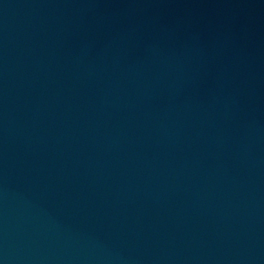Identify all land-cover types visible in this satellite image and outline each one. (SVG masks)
I'll list each match as a JSON object with an SVG mask.
<instances>
[{"label": "water", "instance_id": "95a60500", "mask_svg": "<svg viewBox=\"0 0 264 264\" xmlns=\"http://www.w3.org/2000/svg\"><path fill=\"white\" fill-rule=\"evenodd\" d=\"M0 264H264V0H0Z\"/></svg>", "mask_w": 264, "mask_h": 264}]
</instances>
